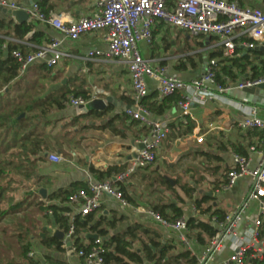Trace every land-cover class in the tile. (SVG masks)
Instances as JSON below:
<instances>
[{"label": "built area", "instance_id": "1", "mask_svg": "<svg viewBox=\"0 0 264 264\" xmlns=\"http://www.w3.org/2000/svg\"><path fill=\"white\" fill-rule=\"evenodd\" d=\"M43 1L34 0L30 5H25L17 0H0V9L24 10L31 21L46 24L63 34V39L53 38L40 45L11 36H1L31 48L29 51L15 49L11 53L17 61L18 76H24L33 66L46 65L53 68L64 59L73 58L74 54L63 48L64 39L76 41L86 34H102L107 46L90 48L82 58L116 60L127 66L131 80V103L124 113L144 129L138 140L143 148L125 169L105 180L97 179L89 171L85 178L86 188L76 190L64 204L70 208L69 229L67 232L62 231L65 238L71 239V245L68 247L64 238L63 246L82 258L85 264H108L105 256L107 248L100 237L95 240L96 244L84 242L86 247L76 249L73 245V238L76 237L75 221L97 213L106 198L117 202L122 209H140L135 208L127 199L124 188H128L139 170L157 160L160 148L172 132L169 123L154 115L146 104L150 93L148 80L157 83L161 98L176 94L180 96L177 106L186 125L193 118L194 104L204 106L210 101L229 102L224 96L229 90L264 83V74L237 84L222 85L217 80L219 60L234 57L238 47L251 50L264 46V11L259 7L242 5L238 0H94L91 14L67 19L64 12H46L42 7ZM158 24L185 31L196 38L215 37L216 45L222 51L221 58L206 59L202 72L190 79L171 74L168 65L145 56L141 50L142 44H151L154 41V31ZM89 100L83 96L71 97L69 105L76 115H80L81 106ZM232 102L244 115L238 122V127L242 130L257 129L262 134L258 142L249 147L250 153L256 154L257 159L254 161L250 155L233 153L232 166L225 172L219 184L212 185V190L217 194L228 192L235 188L240 179H249L246 200L231 213H227L223 221H219L216 216L209 218L210 224L217 231L200 254L193 251L194 241L189 237L188 228V220L191 217L198 218L201 213L195 201L190 213L173 220L163 217L151 207L141 210L156 223L176 234L184 248L195 255L194 264H215L216 254L222 250L226 237L233 239L235 249L223 264H246L247 259L264 264V119L259 116L257 107ZM190 137L197 144L204 142V134L199 125L193 127ZM183 138L180 135L177 141H183ZM62 159L58 153L49 155V160L55 163ZM250 201L257 202L258 209L252 223L242 230L240 227L244 224ZM40 254L38 249L28 252L31 258ZM39 264L71 262L43 259Z\"/></svg>", "mask_w": 264, "mask_h": 264}, {"label": "crops", "instance_id": "2", "mask_svg": "<svg viewBox=\"0 0 264 264\" xmlns=\"http://www.w3.org/2000/svg\"><path fill=\"white\" fill-rule=\"evenodd\" d=\"M17 1L21 4L30 5L34 0ZM238 1L242 5L259 7L264 11V0ZM47 5L51 6V11L57 13H66L67 19H77L91 14L94 8V0H49ZM0 16L8 17L10 15L3 13L2 9H0ZM29 22H31V20ZM37 29L45 34L43 43L53 38L63 39V34L61 32L46 24L38 23ZM155 31L156 34L154 41L151 44L144 43L141 45L142 53L145 56L168 65L169 72L171 74L177 75L184 79H190L202 72L203 69L201 68H198L197 70H191L188 66V69L185 70L179 67L182 61L189 63V58L195 53L194 50L192 51V42L190 41L192 36L182 30L167 28L163 24H158V26L155 28ZM207 39L206 46H200L199 51L208 50L207 52L209 54L211 51H216L219 49L215 40L211 41L209 38ZM199 40H201V38H197L196 41L198 42ZM28 43L36 45L30 41H28ZM106 46L107 45L102 34H86L76 41L64 39L63 48L72 52L74 57L64 59L59 62L57 66L52 68L54 74H57V76H59V74L63 76L61 85L68 84L72 89H85L90 92L91 98L95 96L102 97L107 102L106 109L108 107L111 109L105 116L101 118H97L93 113H102L105 112L106 109L102 112H90V114H88L86 117H81L78 119L82 121L83 124L80 126V123L79 128L75 127L74 133H76V135L79 134L81 137H85V141H88L89 145V147L83 153V157L81 159L82 161L78 158L80 154L79 151L71 152L72 156H74L75 162L71 160L69 164H63L62 162L55 163L50 161L49 158L47 159V161L54 165V169L52 171L47 170L43 172L42 175L48 177L47 179H49V183H47V187H49L50 191L61 187H68L76 181H85L90 165H94L103 169H106L112 165L124 164L127 166L130 160L134 158L141 149L138 140L143 135V133L140 131L143 128H141V126L136 122L133 123L134 121H131L124 113L125 109L131 103V80L127 66L123 63H119L116 60H84L82 58V56L86 55L90 48H105ZM241 49L244 53L251 51L249 49ZM259 52L260 56L256 57L255 64H258V61L260 60L259 58L264 59V52ZM250 73L251 72L247 73L246 75H240L236 82L229 81V83L237 84L241 81L247 80ZM148 86L150 89L148 96L149 99L151 101H157L161 99L157 90V83L153 80H148ZM224 96L229 100V102L210 101L204 106L197 104L193 105V118L191 121L194 123V126L199 125L202 129V133L204 134V142L201 144H197L190 137L193 128L187 134L183 133L187 131L188 124H184V119L177 104L167 110L165 114L157 115V117L166 120L169 125H173L171 134L159 150L158 158H162L166 156V154L169 155L168 151H172V147L178 145H183L185 148L187 147L189 149V151H186L185 153L195 152L198 155H201L199 152L205 150L207 152L219 154L222 157L220 162H210V164L213 163L209 165V169L212 170V173H210L209 178L205 182L207 183L205 188H202L200 191H198L200 185L194 183L195 181H190V184H194L195 191L192 194V201L187 202V206L189 205V207L188 211H184L185 213H190L193 206L192 203L196 199L202 198L203 195L207 194V192L215 195V197L208 196L210 198L209 201L203 203L202 207L205 208L212 206L214 208H221L227 213H231L236 206L243 203L247 198V192L250 183L249 179H240L234 189L218 194L212 190V185L219 184L225 172L232 166L233 153H237L233 150V145H243L246 148L247 153H249L248 155H250L254 161L257 159L256 154L250 153L249 147L252 144L258 142L260 138L258 133L261 132L257 129L242 130L238 127L237 124L241 119H243L244 115L242 112L236 109L235 104L232 101L257 107L259 110V116L264 119V93H251L247 92L246 88H234L226 92ZM52 114L56 117L55 119L64 120V123H69L68 119L72 118V116V119L81 116V114L76 115L74 109L70 107L69 104L66 106V108L62 110H56ZM122 117L124 118L122 119ZM50 119L53 120L54 118L50 116ZM108 124L111 126L109 125L106 127ZM179 126H181L182 132L180 134L176 131V127ZM84 131L87 133L83 134ZM53 133L55 135H59L58 132L55 133L53 131ZM180 135L184 137L183 141H177V137ZM193 148L198 149L194 150ZM77 152L78 154L75 156ZM52 153H58L61 155V153L57 151H53ZM201 156L204 157L203 155ZM43 163H41V165L44 167ZM147 170V167L141 169L133 177L128 186L129 192L131 194H133L134 186L136 184L134 178L138 175L144 176ZM163 177L165 178V176ZM203 177L204 176H200L199 180H203ZM175 183L178 185L176 180ZM114 202V200L106 198L101 209L94 214L96 217L95 219L98 220L101 215H105L108 218H113V216H115ZM135 208L140 209L136 211H133L132 209H123V211L125 210V214L128 216L132 214L133 217L138 221H141V218H143L146 219L147 222L157 224L163 233L161 234L162 242L164 244L169 243L173 246L180 245L181 249H186L178 241L177 236L173 231L164 228L160 224L156 223L145 212L141 211L143 208H145V206L137 205ZM257 209V202L250 201L249 210L245 216L244 224L240 227L242 230L244 227L249 226L252 223L256 216ZM198 218L209 221L210 217L208 214L200 213ZM139 223L142 224V222ZM56 230L61 229L54 226L51 234H54ZM89 233L92 234V232H88V234ZM42 234L45 235V233ZM87 236L88 235L86 233L83 242L90 243V239L92 238H88ZM189 237L192 239V241H194V253L200 254L206 244H200L196 240L195 236L192 235L190 230ZM102 239L104 240L105 238ZM234 249L235 245L233 239L231 237H226L222 250L216 254L215 264H223L224 260L230 257ZM38 250L41 252L40 255L48 254L60 261L68 260L71 262V264H85L82 258L78 257L75 253L71 252V250L67 248L64 252L54 249L46 250L43 248V246H41Z\"/></svg>", "mask_w": 264, "mask_h": 264}, {"label": "trees", "instance_id": "3", "mask_svg": "<svg viewBox=\"0 0 264 264\" xmlns=\"http://www.w3.org/2000/svg\"><path fill=\"white\" fill-rule=\"evenodd\" d=\"M48 1L49 0H44L42 3V7L46 12H49L51 9V6L47 5ZM8 17L0 16V227L7 216L14 215L16 212L24 213L26 211L22 208L21 204L16 205L12 209L3 208L2 201L8 197V189L10 188L5 182L7 178L6 168L13 162L12 159L6 160V153L12 156L20 155L26 161H35L36 163L38 162V164L43 163L49 158V155L55 151L59 142H61V137L53 133L51 124H53L54 120L49 118L50 114L56 110L66 108L71 97L83 96L84 98L91 99L89 91L79 88L72 89L68 84L61 85L60 88L52 92H47L49 84L53 83L58 76L53 73L52 68L46 65L33 66L24 76L19 77L17 72V61L11 53L15 49L29 51L31 48L24 44L6 40L1 36H11L40 45L44 41L45 34L37 29V24L39 22L31 21L21 24L15 23L10 16ZM28 34L30 35L26 38ZM155 34L156 31H154V37ZM207 40L206 37H201V40L197 43L199 46L204 47L206 46ZM209 40L214 41L216 39L215 37H209ZM221 56L222 51L219 48L216 51H211L207 57L202 55L199 57L202 61H205L206 58H221ZM257 56H260L259 51L251 49L250 52L244 53L241 47H238L234 57L219 60L220 70L217 74V80L222 85H227L229 81L236 82L240 75H246L249 72L251 73L248 79L258 78L260 75L264 74V59L259 58L258 64H255ZM193 59L194 57L191 56L189 61L192 65H195ZM179 67L187 70L188 63L182 61ZM32 74L36 77H40L43 82L38 85L37 80H33L32 83L26 84L23 88L22 84L24 80L28 81L29 75ZM36 93L38 97L35 96ZM179 98L180 96L178 94L164 97L157 101H151L149 97H147L146 104L154 115H163L167 110L177 104ZM110 109L111 108L108 107L105 112H94L93 114H95L97 118H101L105 116ZM23 113H25V116H23ZM88 114H81V116L75 117L74 120L86 117ZM123 118L124 117H122V119ZM109 125L110 124L106 127ZM63 126L62 129H64ZM193 126L194 123H192V121L189 122L187 131L183 133L187 134L191 131ZM140 131L144 133V129ZM176 131L179 134L182 133L181 126L176 127ZM258 134L261 138L262 134ZM17 146L18 149L15 150ZM233 150L241 155L247 156L249 154L246 148L241 144L233 145ZM199 153L209 162H220L222 160V157L216 153L207 152L205 150ZM125 167L126 166L122 164L112 165L103 169L90 165L89 171L97 179L105 180L125 169ZM27 168H30L31 171L34 170L32 165ZM26 176L30 177L31 174H26ZM159 180L162 185H167L169 190L174 189L170 182L162 175ZM194 183L197 182L195 181ZM42 188H46L48 191L44 199L42 195L39 194V197H41L39 205L42 216L46 218L47 222L53 227L56 226L64 232H67L69 229L68 213L70 208L64 204L69 196L76 190L86 188L85 181H76L68 187H61L53 191L49 190L47 184ZM181 188L189 197H192L195 191L194 184L186 183L181 185ZM124 192L127 199L132 204H136L135 198L133 194L129 192V189L124 188ZM177 197L182 199L178 195ZM209 199L208 196L203 195L202 198L195 200L196 205L201 209V213L208 214L209 217L216 216L219 221L225 220L227 212L224 209L214 208L212 206L202 207L203 203L209 201ZM151 208L159 212L163 217L172 220L185 214L183 208L175 202H157L151 205ZM123 220V216L116 217V215L113 216V218L101 215V217L96 220L94 214H90L85 219L78 218L75 221L76 237L73 238V245L77 250L86 247L83 242L84 236L86 233L92 232L97 233L100 238H105L103 244L107 248L105 256L108 264L195 263L196 257L190 250L182 249L175 254H171L174 246L162 242L161 232L143 224L135 223L127 226L122 231L110 233V229L117 228L118 224ZM36 223L37 222L29 218L27 223L24 221L17 224L18 231L16 233L21 237V247L23 249V255L20 257L10 256L9 259L4 258V253L1 252V249L4 250L8 245L6 240L2 241L4 240L2 239L3 231H0V264H39L43 259L48 261L57 260L48 254L38 255L36 258L28 256L29 251L37 248L39 249L41 246L46 250L54 249L61 252L66 250L62 240L54 234H51V232H47L45 228L41 229L44 230V232H36ZM188 228L200 244H207L217 231V228L211 225L209 221L193 217L188 220ZM42 233H45L44 237H42ZM137 241L141 243L142 248L136 250L134 245ZM90 244H96V241L90 239ZM246 264L262 263L256 261L251 262L247 259Z\"/></svg>", "mask_w": 264, "mask_h": 264}, {"label": "rangeland", "instance_id": "4", "mask_svg": "<svg viewBox=\"0 0 264 264\" xmlns=\"http://www.w3.org/2000/svg\"><path fill=\"white\" fill-rule=\"evenodd\" d=\"M196 40V37H191L190 40L192 42V51H195L192 55V57H194L193 61L195 62V65H192L191 62L188 63L189 69L191 70H197L198 68L203 69L204 60L202 61L199 56L202 55L206 57L208 55V50L199 51L200 46ZM33 80H37L38 85L43 82L40 77H36L32 74L29 75L28 81L24 80L22 87L24 88L26 84L32 83ZM62 81L63 76L59 74L56 80L49 84L47 92H52L53 90L60 88ZM35 96L38 97V94L36 93ZM23 116H25V113H23ZM50 116L54 118V122L51 124L53 131L55 133L58 132V137H61V142H59L58 146L55 148V151L60 152L62 155L63 159L61 162L63 164H69L71 160L75 162L74 156H72L71 153L74 151L80 152L78 158L81 160L83 153L89 145L88 141H85V137H81L79 134L76 135V133H74V128H79V124L81 123V126L83 122L80 120L75 121L72 119V116V118L68 119L69 123H64V120L55 119L56 117L53 116L52 113ZM62 125H64V129H62ZM84 133L86 134L87 132L84 131L83 134ZM18 146L14 149L17 150ZM193 149L195 150L198 148ZM186 151H189V149L187 147L185 148L183 145L173 146L172 151H168L169 155L166 154V156L162 158H157V160L147 168L148 170L144 176L138 175L134 178L136 182L133 191V196L136 201L134 206L143 205L146 208L151 207V205H154L157 202H175L181 206L185 212L188 211L189 205L187 206V202H191L192 197L186 195L185 191L181 188V185L186 183L190 184V181L192 180L196 181V184L200 185L198 191L205 188L207 185L205 182L209 178L210 173H212V170L209 169V165L213 163L210 164L205 157H202L195 152L185 153ZM77 154L78 152L75 156H77ZM6 158V160L12 159L13 162L6 168L7 178L5 179V182L10 188L8 189V197L2 201L3 208L12 209L16 205L21 204L22 208L26 210L24 213L16 212L14 215L7 216L6 220L1 223L0 231H3L2 239H4L2 241L6 240L8 245L4 250L1 249V252L4 253L5 259H9L10 256L20 257L23 255L21 237L16 233L18 231L17 224L19 222L22 223L25 221L27 223L29 218L30 220H34L37 222L36 232H44V230H41L43 228H45L47 232H51L53 229V226L42 216L39 205V201L41 199V197H39V192L43 186H46V184L49 183V179H47L48 177L42 175L43 172L47 170L52 171L54 169V165L46 160L44 163L48 164L46 165L43 163V167L41 163L38 164V162L36 163L35 161L30 162V160L26 161L20 155L12 156L9 153H6ZM31 165L32 168H34L32 171L30 168H27ZM26 174H31V176L28 177ZM161 175L172 177L177 180L178 185H175L173 187L174 189L169 190L167 185H162L160 182L159 179ZM200 176H204L203 178L205 180H199ZM177 195L182 199L178 198ZM114 208V214L116 217L123 216L124 220L118 224L117 228L110 229V233L122 231L127 226L139 222H142L143 225L162 233L157 224L147 222L146 219L141 217V221H138L132 214H130V216L126 215L125 210L123 211L121 206L116 202H114ZM134 248L136 250L142 248L141 243L138 241L135 242ZM180 250H182L180 245H174V249L171 251V254H175Z\"/></svg>", "mask_w": 264, "mask_h": 264}, {"label": "water", "instance_id": "5", "mask_svg": "<svg viewBox=\"0 0 264 264\" xmlns=\"http://www.w3.org/2000/svg\"><path fill=\"white\" fill-rule=\"evenodd\" d=\"M3 13L5 14H9L13 21L15 23H26V22H29L30 21V17L29 15L24 11V10H20V9H7V8H1ZM255 51H263L264 52V46H258L256 48H254ZM246 91L247 92H251V93H264V83H260L256 86H252V87H248L246 88ZM107 107V102L105 99H103L102 97H99V96H95L93 98H91L87 104L85 105H82L80 110H81V114H88L90 112H93V111H104ZM140 148H143V145L140 144ZM165 179L168 180L172 186H175L176 183H175V180L168 177V176H165ZM47 189L46 188H42L40 190V194L42 195L43 198H46L47 196ZM207 196H213L215 197V195H212L210 192H207L206 194ZM55 236H57L60 240H63L65 237H64V232L62 230H56V232L54 233ZM88 238H92L94 240H97L99 238V235L97 233H89L87 234ZM45 235L42 234V237H44ZM65 241H66V244L68 247H70L71 245V239L68 237V238H65Z\"/></svg>", "mask_w": 264, "mask_h": 264}]
</instances>
